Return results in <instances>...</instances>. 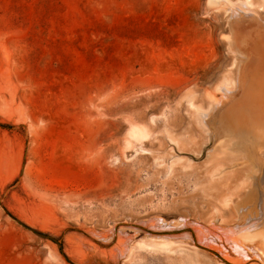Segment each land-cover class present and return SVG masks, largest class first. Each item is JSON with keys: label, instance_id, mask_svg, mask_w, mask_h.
Returning a JSON list of instances; mask_svg holds the SVG:
<instances>
[{"label": "rangeland", "instance_id": "1", "mask_svg": "<svg viewBox=\"0 0 264 264\" xmlns=\"http://www.w3.org/2000/svg\"><path fill=\"white\" fill-rule=\"evenodd\" d=\"M206 0H0V197L75 252L73 227L192 208L190 174L137 146L185 125V101L226 61ZM58 246L0 208V264H62ZM125 264H182L137 243Z\"/></svg>", "mask_w": 264, "mask_h": 264}, {"label": "water", "instance_id": "2", "mask_svg": "<svg viewBox=\"0 0 264 264\" xmlns=\"http://www.w3.org/2000/svg\"><path fill=\"white\" fill-rule=\"evenodd\" d=\"M206 15L218 17L226 61L210 83L188 97L179 131L161 127L155 147L137 146L156 169L186 179L192 208L155 214L106 228L73 227L75 252L4 214L60 248L62 264H125L135 245L173 250L182 264H264V0H206Z\"/></svg>", "mask_w": 264, "mask_h": 264}, {"label": "flooded vegetation", "instance_id": "3", "mask_svg": "<svg viewBox=\"0 0 264 264\" xmlns=\"http://www.w3.org/2000/svg\"><path fill=\"white\" fill-rule=\"evenodd\" d=\"M56 241V240H55ZM55 243V242H54ZM56 244V243H55ZM62 246V245H61ZM59 253H60V248L58 247Z\"/></svg>", "mask_w": 264, "mask_h": 264}]
</instances>
